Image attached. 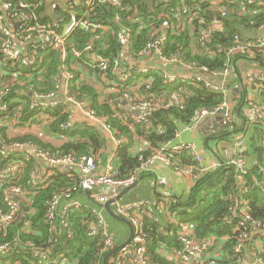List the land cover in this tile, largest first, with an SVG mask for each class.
I'll list each match as a JSON object with an SVG mask.
<instances>
[{
	"label": "trees",
	"instance_id": "1",
	"mask_svg": "<svg viewBox=\"0 0 264 264\" xmlns=\"http://www.w3.org/2000/svg\"><path fill=\"white\" fill-rule=\"evenodd\" d=\"M214 1L217 0H185L184 3L179 1L163 3L162 0H119L114 4L96 0L87 12L86 0H81L79 3L75 0H67L66 3L63 0H5L12 4V21L16 27L23 23L21 16L25 14L31 18L30 23L33 25H50L51 30L63 34L71 21L72 13L81 16L85 12H87V21L98 23L102 27H110L108 30L100 29L95 33L79 27L68 38L63 50L50 47L39 50L38 57L41 61L38 60L35 64V71L33 67L13 66L0 53V82L6 85L10 93L5 100L9 103L8 118H15L21 110L24 124L32 122L33 125H42L43 121L39 120L41 118L39 116L44 114L30 110L29 90L45 94L56 93V80L61 76L65 66L75 75L71 95L77 100L85 101L87 109L104 119L114 137L122 142L116 151L117 178L126 179L137 175L139 178L151 176L153 179L154 176L149 175L152 174L151 172L141 170L142 163L150 159L159 146L174 141L181 126L192 125L199 112L217 109L226 101L223 93H213L200 85L182 80L169 83L166 76L172 72L184 73V66L192 67L195 71L207 68L211 74L220 72L229 66L227 52L233 45L235 37L240 36L246 43L252 42L244 38L243 31L259 32L264 28V3L250 4V0H223L218 13L213 15L209 10L211 2ZM2 4L0 2L1 14ZM53 4H57L54 10ZM243 6L247 8L246 11L242 10ZM222 8L226 9L224 13ZM117 17L120 18V22L116 20ZM214 21H221L224 29L212 28L211 34L206 37ZM165 22H169L170 29L160 49L163 56L177 58L181 65L166 66L158 60L159 64L154 65V69L150 70V76L146 78L147 82L143 81L141 76L137 77L141 83L134 90L127 92L130 94L138 92L146 100H156L157 103H154L156 106L149 113L148 124H135V131H132L120 117L125 111L117 108L116 110L112 105L113 101L118 99V97L114 98L116 95L100 100V89L105 79L118 80L119 75L112 70L104 73L86 49L91 46L94 54L103 56L110 63L118 60L123 69L135 72V61L146 62L149 68L150 60L157 55L154 51L149 56L142 55V52L150 43L161 42L165 33L163 28ZM244 26L247 29H244ZM122 32L131 35V47L128 50L132 58L131 62L125 60V49L119 43L118 36ZM250 52L251 57L264 62L263 50L251 47ZM242 57L237 56L233 59L231 63L233 71L236 68L234 61ZM244 58L249 57L244 56ZM15 69L21 71L23 75L13 78L12 73ZM40 70H43L42 73H39ZM27 73H33V76L26 77ZM83 75L92 76L100 87L85 81ZM228 84L226 89L229 91L234 84ZM172 92L180 93L182 106L167 104L169 94ZM242 103L243 101L239 100L235 108L239 109ZM246 104L250 105L251 102L247 100ZM64 105L60 104L56 109L45 113L50 115L51 121L49 126H44V128L48 127V134L65 138V143L59 147L53 146V142L45 138L47 136L29 134L10 137L7 134L8 130L0 127V152L6 149L10 156L18 155L17 160L21 162V167L17 171L8 173L7 180L1 184L2 190L20 187L31 194L30 204H22L21 212L14 223L0 230V245L12 246L10 255L7 258H0V264H43L34 257V250L46 254L48 261L64 255L72 264H104V259L124 241L125 237L116 233L114 237L116 248L104 252L101 234H89L90 226L96 221L93 210H101L109 220L111 218L105 210L95 204L94 198L88 199L90 205L79 200L87 197L85 194L87 192L80 187L81 178L76 169L68 170L64 166L50 167L35 157L29 149L11 150L14 144L26 148L25 146L31 142L39 150L45 151L54 158L68 155L76 158L86 156L92 157L97 165L101 163L110 146L107 136L98 126H89L86 123H78L71 129L62 130L60 126L70 119V115L64 113L67 106ZM260 105L264 107V86L261 90ZM244 113L242 110L241 115L246 120ZM247 122L252 121L248 119ZM232 126L223 131L219 128L220 132L217 134L207 133V135L217 141L228 140L239 129L236 124ZM262 127L264 128L261 124H255L258 137L252 138L251 144L258 152L260 164L250 167L244 184L238 182L235 168L225 164L223 160V165L201 176L189 194L179 202L171 200L167 203L166 200L157 197L163 205L156 207L151 216L144 214L141 220L149 264H176L159 254L158 249L163 245L181 248L177 237L180 223H189L194 231V237L198 240L210 237L221 240L225 236L229 238L224 242V252L228 253L227 259H216L217 264H244L245 252L239 254L234 252L238 243L237 238L241 234L239 224L244 221L242 210L252 220L264 226V129ZM45 133L47 134L46 131ZM136 137L145 140L146 148L137 149ZM165 154L172 160L174 166L193 164L192 158L187 153L166 152ZM9 164L8 160L1 159V170L8 169ZM42 172L46 173L42 176ZM33 175L42 182L37 187L32 185ZM55 197H59V202L55 210V219L50 223L47 217ZM70 200L80 201L87 209H70L67 216L69 228L63 229L60 214ZM0 209L3 211L8 209L3 193H0ZM168 213L179 223H173L168 218ZM27 222L31 223L35 233L24 230ZM246 224L251 231L254 227L253 222L248 221ZM247 247L250 249L252 245L248 244ZM255 253L257 259L264 261V243Z\"/></svg>",
	"mask_w": 264,
	"mask_h": 264
},
{
	"label": "built area",
	"instance_id": "2",
	"mask_svg": "<svg viewBox=\"0 0 264 264\" xmlns=\"http://www.w3.org/2000/svg\"><path fill=\"white\" fill-rule=\"evenodd\" d=\"M81 1V0H80ZM79 1V2H80ZM96 0H86L85 7L87 12L92 8ZM110 3H118L119 0H99ZM171 1H179L184 3L185 0H162L163 3H169ZM2 2L0 13V53L2 54L5 60H9L13 66L18 67H33L35 71V64L41 59L38 57V51L45 49V47L50 48H62L68 40V38L74 33V31L82 27L87 32L95 33L100 29H109L110 27H102L98 23L90 22L86 20L87 12L83 15L79 16L76 13H72L71 21L68 27L65 29L63 34H58L57 32L50 29V25L48 26H35L31 22V18L25 14L21 16L22 24L19 27H16L12 21V4L9 2H5V0H0ZM78 2V3H79ZM77 3V2H76ZM250 4L254 3H264V0H250ZM53 10L56 9L57 4H53ZM223 13L226 11L225 8H222ZM187 12V10H185ZM196 16V14H195ZM117 21L120 22V18H116ZM12 24V29H9L8 25ZM163 28L165 30L163 39L160 41H156L150 43L147 46V49L142 52V55L149 56L152 51H154L157 55V59L166 66H176L178 64L181 65L177 58H167L163 56L162 51L160 49L161 43L164 44L166 39V34L168 33V29H170L169 22H165L163 24ZM212 26L208 29L206 33V37H209L211 34ZM264 31V28L263 30ZM119 43L124 49L129 50L131 47V35L130 33L122 32L119 34ZM18 45L27 46L23 51ZM256 47L264 52V35L258 36L254 41L246 43L240 36H236L233 42V45L228 50V60L229 66L224 70L217 73H209L207 68H202L198 71H195L192 67L184 66V73L172 72L166 76V79L169 83H175L177 80H182L186 83L196 84L203 87L205 90H208L213 93H223L225 96V102L222 103L220 107L214 110H202L199 112L197 119L195 120L193 125H188L183 127L182 130H179L176 134L175 140L171 142H167L158 147L155 154L144 161L141 166V170L143 172H150L151 169L158 163H164L166 166L172 168L177 175L190 174L192 178L196 181L210 170L203 164V157L200 153L199 147L196 143L187 142L183 140L184 134L194 132L198 129L199 123L207 118H211L217 116L220 112H225L223 116V127L226 129L230 126L232 128L235 118L232 101L227 100V82L230 80L233 68L232 61L237 56H249L250 48ZM86 52L91 55V58L95 61V63L99 64V68L107 73L109 70L116 72L119 75L118 80L105 79L103 86L101 87V93H104L100 100H102L105 95H109L112 93H117L116 99L114 101L115 108L121 110L127 102L131 106V110L129 112L125 111L120 114V117L130 126L132 131H135V124H148L149 113L155 108L156 100H146L145 97L140 95V93L135 92L134 94H130L128 90H134L135 87L141 82L137 78V75L141 76V79L147 82L146 78L150 75V69L145 66H137L136 71L133 72L130 69H123L118 60L110 63L108 59H105L101 55H96L92 51V47L88 46ZM77 54V53H76ZM78 55V54H77ZM66 57L64 53V58ZM234 65V64H233ZM42 73L43 70H40ZM136 73L135 76L132 75ZM23 75L21 71L18 69L12 73L13 78H19ZM212 75L217 79L222 81V84H217L214 80L210 79L208 76ZM26 77H32L33 73H27ZM85 78V76L83 75ZM144 77V78H143ZM75 79V75L67 70L64 66L61 76L56 80V93H40L35 90H29V95L31 96V104L30 110L33 112H39L38 114H44L42 117L47 118L50 116V110L56 109L60 104L57 100V95H62L64 97V104L68 106H76L81 111L82 114L88 119L85 120L89 126H98L109 130L108 126L105 124V120L94 115L89 109H87V103L82 100H77L71 95L72 89V81ZM243 84L248 86H264V72H254L249 73L244 76ZM105 87V88H104ZM104 88V89H103ZM124 88V91L120 89ZM100 89V90H101ZM9 89L3 82H0V127L9 128L14 127L13 122L17 124L15 120L8 118L9 112V103L5 100L9 96ZM138 95V96H137ZM139 96L141 98H139ZM175 104L178 106H182L181 96L179 92H172L169 94V101L167 103ZM21 110L17 115H20ZM18 117V116H17ZM15 117V118H17ZM41 117V116H39ZM246 120L259 122V124L264 126V109L262 106L257 104L249 105V108L246 109ZM97 123L101 124L98 125ZM32 124V122L28 123ZM76 124H78L72 118L69 119L68 122L63 123L60 128L62 130H67L73 128ZM34 127V126H33ZM33 127L29 128V133L38 134L39 137H43L44 133H39L37 128ZM211 125L210 131L211 133L217 134L219 132V128ZM13 129V128H12ZM33 129V130H32ZM27 130V129H26ZM26 132V131H25ZM122 143L118 140V144ZM3 145H1L2 147ZM35 157L41 159L48 166H64L67 168H72L78 170V174L81 177L80 187L83 191L90 192L98 203V205H105L111 199H114L121 191L126 188H129L133 184H135L139 180V176L134 175L130 178H117L118 171L115 167L113 158L107 165L105 171L103 173L98 172V165L92 157H81L76 158L72 155L63 156L60 158H54L50 156L45 151L39 150L33 143L29 142L26 146ZM11 148L15 150L22 149L23 146L20 144H14ZM243 148V142L237 141L231 150L224 149V156L227 159V165L233 166L236 171L237 180L240 184L245 183V177L250 171V166L247 162L246 157L241 152ZM166 152H171L173 154H184L187 153L191 158L193 164L186 166H174L171 162L172 160L166 156ZM116 157V154H115ZM18 155L10 156L9 152L5 149L0 152V160H8L9 167L4 171L0 168V193H3L5 201L7 202L8 209L3 211L0 209V230L5 227L10 226L14 223L17 215L21 212L22 204H30L31 202V194L28 191H23L20 187H11L7 191H3L1 184L7 180V175L10 172H15L21 167V162L19 163L17 160ZM33 175L32 185L37 187L41 184V180ZM160 184H165L166 180H162L159 182ZM107 191H113V195H108ZM15 197L19 198V201L15 200ZM70 197L69 195L67 196ZM170 198L166 197V200ZM59 197H55L51 202V208L49 210V214L47 220L50 223H53L55 219V210L58 206ZM163 204L159 201H155L154 203L147 202H135V203H122L121 201L116 202L113 206V211L124 220L128 221L131 226L134 228V239L131 247L127 250H124L119 255L114 256L111 260L114 264H149V261L146 257L147 252V243L143 238L142 231V217L144 214L148 216L152 215L153 210ZM87 209L83 206L80 201L70 200L64 210L60 214V223L63 229H68L69 224L67 223V216L70 209ZM92 213L96 216V221L89 228L90 235L101 234L104 242V252L108 250H113L116 248V243L114 240V236L110 233L109 226L105 221L104 213L99 210H93ZM168 218L171 219L170 214H167ZM244 221L240 222L239 230L241 234L238 236V243L234 248V252L239 254L245 250L247 247V243L250 240V230L247 226L248 221H252L254 227H257L264 232V226L261 223H257L252 220L247 214H243ZM177 223V221H174ZM180 229L177 232L178 241L181 243V248L177 247H168L162 246V248L167 249L169 256L168 259L170 261H174L176 264H217L216 259L209 257V252L216 241L215 237H210L204 240H198L194 237V231L189 223H180ZM190 228V230L186 228ZM24 230L29 231V233H35L31 227V223L27 222L24 225ZM264 243V237H263ZM31 246H34L31 244ZM12 250V246L10 244L0 245V258H7L10 255ZM160 248L158 249L159 253ZM161 254V253H160ZM34 257L37 260H40L43 264H72L64 255L61 257L55 258L52 261H48L46 254L39 250H34ZM264 264V261L258 260L253 261L247 264H255V263ZM9 264V263H6Z\"/></svg>",
	"mask_w": 264,
	"mask_h": 264
},
{
	"label": "crops",
	"instance_id": "3",
	"mask_svg": "<svg viewBox=\"0 0 264 264\" xmlns=\"http://www.w3.org/2000/svg\"><path fill=\"white\" fill-rule=\"evenodd\" d=\"M63 1L65 3L67 2V0H63ZM75 1L78 3L80 0H75ZM222 1L223 0H217V1L211 2L212 5H211V8L209 10V13L211 12V14L213 13V15L218 13V10H220ZM242 10L246 11L247 8L243 6ZM189 26H190V24H189ZM211 26L215 30H223L224 29V25L221 21H214L211 24ZM8 27H9V29H12L13 25L9 24ZM244 29H247L246 26H244ZM243 33H244L243 34L244 38L249 39L251 41H254L258 36L264 35V31L258 32V31H251L250 30V31H243ZM18 47L24 51L27 46L18 45ZM125 52H126V54L124 55L125 60H129V62H131L132 58L130 57L128 50H125ZM248 57L249 58H247V59H245L246 57L245 58L242 57V59H237L236 61H234L236 68L233 71L230 80L227 82V83H229L228 85L234 84V85H232V87H230L229 91L227 90V92H228L227 95L229 96L230 101H232V103L234 102L233 103L234 104L233 109H232V111H234V118H235L234 124H236L237 127H239V129L235 133H233L235 135H233L232 138H229L228 140H224V141H219V140L217 141L215 138H213V139L210 138L207 135V133L211 132L210 131L211 125L216 126L215 128L222 127V125H221L220 121H216V122L210 121L209 122V120L206 119V120H203L202 122L199 123V127L197 130H195L194 132H191V133L184 134V136H183V140H185L187 142H193V143H196L198 145L200 153L202 154V157H203V164L205 167H207L209 169H212V170L217 169L218 167L223 165V160L226 164L227 159L224 156V149L231 150V148H233L235 143L239 140L243 142V148L241 149V152L246 155L245 157L247 159L249 166L252 167V166L260 164L259 163L260 158L257 155L258 152H256V150L251 146L252 140L256 139L258 137L257 132L255 130V124H259V123L254 122V121H252L251 123H248V122L246 123L243 116L241 115V111L244 110V112H245L244 116L246 117V109L249 108V105L246 104L247 100H248V102H251V104L260 105V103H261L262 87L260 88L258 86L244 85L243 79H244V76L246 74L254 73V72H264V62L258 61L257 59H255V57H253V56L251 57V55H249ZM150 62H151V65L149 67L150 70L154 69V65L159 64V61L156 57H154V59H151ZM145 65H147L146 62H138L137 63L135 61L136 67L137 66H145ZM84 80L88 81L91 84L92 83L96 84V86L98 88L100 87V84L92 76H88V77L86 76L84 78ZM217 84H219V83H217ZM237 89L239 91H236ZM103 94L104 93H101L100 97ZM116 94L117 93H112L109 95L107 94V95L103 96L104 98L102 100H105V99L109 98V96L116 95ZM116 96H114V98H116ZM139 98H141V97L139 96ZM57 100L60 102L59 104H64L63 103L64 97L62 95H57ZM239 100L243 101V103L241 104L242 106L239 109H236L235 105H237ZM112 105L115 106L114 101H113ZM131 109H132L131 106L127 102H125V105L123 106V108L121 110L129 112V110H131ZM64 113L69 114L70 119L72 118L77 123H84L85 120H88L82 114V111L78 107L76 108V106H68V105L65 106ZM16 116H18V118H13L12 120H15L17 122V124H15L13 122L12 125L14 127L9 128V130L7 132V134L10 137H14L15 135H18L20 137L24 136V135H29V134L32 135L34 132L29 133V128L33 127V126H34L33 128L34 129L37 128L38 132L40 133V130L38 129V127L42 128V130H43V127L46 125V124H43V125L34 124L33 125V123L32 124H28V123L24 124L22 122L21 113H20V115H15V117ZM49 118H50V116H47V118L41 116V118H39V120L40 121L42 120L43 122L50 124L51 121L49 120ZM183 127H185V126H181L179 128V130H182ZM26 129H27V132H25ZM221 129L222 128H220V131H221ZM101 130L107 136L110 146L108 147V150L105 152L104 157L101 160V163L98 164V172L99 173H103L105 171L108 163L113 158H115V160H114V164H115V162H116L115 154L117 151V147L119 145L118 140L114 137L113 133L110 130L103 128V126H101ZM51 135H53V134H49L50 139L48 138V136L45 138L47 140H49L50 142H53V146L59 147L65 143V138L60 137V136H56V135H53V136H51ZM135 139H136L137 149L146 148L147 143L145 142L144 139H140L138 137H136ZM12 149L13 148H11V150ZM25 149H27V148H22V149H19L17 151H24ZM208 150L210 152H208ZM53 168H54V166H53ZM68 170H71V169L68 168ZM72 171L75 172V170H72ZM76 171H77V173H79L78 170H76ZM150 172L152 174H149V175H153L154 178L151 179V176H147L146 178H150L152 181L146 180L145 178H143V180L140 182V184L133 191H131L129 194H127L121 200L122 203H135V202L154 203L155 201H159L157 197H161V199H164V200H166V197L170 198L169 200H166L167 203L171 200L173 202H179L180 200L184 199L189 194V192L191 191V189L195 185V180L192 178V176L190 174L185 173L183 175H177L172 168L166 166L164 163L156 164L151 169ZM45 173L42 172L41 175L43 176ZM162 180H166V183L160 184L159 182H161ZM143 183L146 185L144 190L149 192V194H146V196L143 195L144 194L143 191H140V187ZM109 192L110 191H107L108 195H110ZM85 194L87 195V197L85 196V197L79 198V200L82 203L90 205V202L88 199L93 198V196H92V194H91V196L88 193H85ZM95 204L98 205L97 202H95ZM98 206L100 207V205H98ZM112 209H113V206H112ZM102 210H105V209L102 208ZM244 213H245L244 210H242V214H244ZM105 218H106L105 221L109 226L110 233L112 235H114V237H115L116 233L119 234L120 236L123 235L125 238H124V241L122 243H120V245L125 243L130 238L131 231H130L129 227L125 223L119 222V223L114 224V228H113L112 223L108 221L106 216H105ZM171 221L174 223V221H177V219L171 215ZM190 228L188 227L186 229L190 230ZM250 235H251V237H250V240L247 243V245L251 244L252 247L250 249L248 247H246L244 250L245 255H246V258H245L246 261H244V264L259 260L256 258L255 252L258 249H260L262 247V244H263V237H264L263 230H261L257 227H253L251 232H250ZM228 239L229 238L226 236L223 237L221 240H217V238H216V241L214 242V245L208 254L209 257H212L214 259H220V260L227 259L228 253L224 252V245H225L224 242H226ZM132 243L133 242H131V244L129 246L124 248L117 255H119L124 250L129 249L131 247ZM163 246L166 247V245H163ZM160 253H161V255H163L165 258L168 259L167 256H169V254H168L167 249L162 248V246H161L160 250H159V254ZM109 260H110V262H109ZM109 260H108V263L111 264L112 263L111 258ZM255 264H258V263L256 262Z\"/></svg>",
	"mask_w": 264,
	"mask_h": 264
},
{
	"label": "water",
	"instance_id": "4",
	"mask_svg": "<svg viewBox=\"0 0 264 264\" xmlns=\"http://www.w3.org/2000/svg\"><path fill=\"white\" fill-rule=\"evenodd\" d=\"M236 67V66H235ZM210 79L214 80L215 82L219 83V84H222V81L217 79L216 77H213L212 75H209L208 76ZM236 91H239L238 89ZM2 105V103H0V106ZM241 111V110H240ZM225 112H220L218 113L217 116H214V117H211V118H208L207 120L212 121V122H216V121H220L221 122V125H222V129L221 131L225 130V128L223 127V116H224ZM245 122L247 123V120H245ZM210 133V132H209ZM144 177H141L139 178V180L133 184L132 186H130L129 188H126L124 189L123 191H121L114 199H111L109 202H107L105 205H100L101 208L105 209L106 212L108 213V215L114 219L115 221L117 222H121V223H125L130 231H131V234H130V238L125 242L123 243L122 245L118 246L111 254H109L105 259H104V264H109L108 263V260L114 256H116L120 251H122L124 248H126L127 246H129L131 244V242L133 241L134 239V228L131 226V224L124 220L123 218L119 217L112 209V206L116 203V202H119L121 201L127 194H129L131 191H133L139 184L140 182L143 180ZM90 196H91V193L90 192H87ZM113 191H110L109 194L110 195H113ZM15 200L16 201H19V198L15 197ZM260 264V263H258Z\"/></svg>",
	"mask_w": 264,
	"mask_h": 264
},
{
	"label": "rangeland",
	"instance_id": "5",
	"mask_svg": "<svg viewBox=\"0 0 264 264\" xmlns=\"http://www.w3.org/2000/svg\"><path fill=\"white\" fill-rule=\"evenodd\" d=\"M234 70H235V69H234ZM135 74H136V73H133V72H132V75L135 76ZM149 75H150V74H149ZM139 76H140V75H137V77H139ZM143 78H144V77H143ZM101 91H102V89L100 90V94H101ZM102 92H103V91H102ZM227 99H230L229 96H227ZM233 105H234V104H233ZM207 119H208V118H207ZM205 120H206V119H205ZM43 124H46V125H48V126L50 125V124L45 123V122H42V125H43ZM97 124H98V125H101V124H99V123H97ZM99 128H101V127H99ZM38 129L40 130V133L43 132V133H44V136H48V138L50 139V136H49V134H48V127H47V128H44V127H43L44 130H42V128H39V127H38ZM32 130H33V129H32ZM45 131L47 132L48 135L45 133ZM26 132H27V130H26ZM32 132H34V131H32ZM210 133H211V132H210ZM211 134H212V133H211ZM210 138H211V137H210ZM208 152H210V151L208 150ZM45 163H46V162H45ZM145 179H146V180H150V181H152L150 178H145ZM145 187H146V185H145L144 183H143V184L141 185V187H140V191H143V193H144L143 195H144V196H146V194H149V192H147V191L144 190ZM113 209H114V206H113ZM104 217H105V215H104ZM105 219H106V218H105ZM107 219H108L109 222L112 223V227H113V228H114V224L119 223V222H117V221H114L113 219H111V220H109V218H107Z\"/></svg>",
	"mask_w": 264,
	"mask_h": 264
}]
</instances>
